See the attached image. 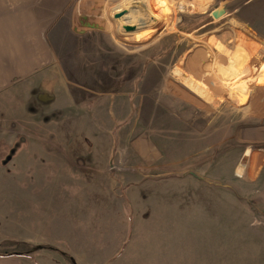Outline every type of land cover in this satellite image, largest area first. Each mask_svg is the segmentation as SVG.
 Here are the masks:
<instances>
[{
    "label": "rangeland",
    "instance_id": "obj_1",
    "mask_svg": "<svg viewBox=\"0 0 264 264\" xmlns=\"http://www.w3.org/2000/svg\"><path fill=\"white\" fill-rule=\"evenodd\" d=\"M245 1L0 0L41 31L68 90L86 100L56 111L54 96L32 80L0 90V239L27 235L30 254L50 264L72 263L35 246L75 264L108 259V220L122 216L114 199L93 196L109 209L91 222L90 183L79 178L95 173L85 131L111 123L100 96L124 93L117 264H264V87H251L264 79V48L246 50L247 71L231 84L216 70L225 57L211 50L215 41L232 49L235 29L264 42V2ZM221 5L226 12L214 19ZM121 17L133 19L122 26ZM189 81L207 82L211 99ZM96 105L101 119L84 122Z\"/></svg>",
    "mask_w": 264,
    "mask_h": 264
},
{
    "label": "crops",
    "instance_id": "obj_2",
    "mask_svg": "<svg viewBox=\"0 0 264 264\" xmlns=\"http://www.w3.org/2000/svg\"><path fill=\"white\" fill-rule=\"evenodd\" d=\"M252 2H264V0H247L244 4L250 6ZM17 15L15 7L10 8L6 2L5 4L0 2V90L13 92L19 82L24 81L27 83L32 80V83L30 82L31 86L36 89L41 88L44 91L42 93H51L54 96V101L50 104L53 107L52 109L56 111H69L78 107L81 109V106L78 105L82 102L85 103L86 100L80 103L75 102L74 96L68 90L66 78L59 68L58 59L54 57L52 51L50 52L48 41L44 40L40 30L31 32V23L27 22L26 17L22 16V19L19 20ZM232 23L234 26L238 25L236 21H232ZM251 26L252 32H255L256 29ZM27 29L29 31H26ZM244 32L247 31L243 29L234 30L235 45L232 49H228L220 41H215L214 48H211L212 52L217 51L225 57V64L218 66L216 70L230 84L241 75V70L244 71L242 74L247 71L249 58L252 56H248L246 50L249 49V51L254 52L257 47L259 49L264 48V42H255L248 35L246 36ZM243 38H249V40L243 41ZM258 38L264 39V36ZM254 44L256 46L253 48ZM242 55L246 57L241 59ZM190 60L188 64L191 63L190 65H192L195 63L196 58L193 57ZM259 64L264 66V63ZM213 65L209 63L208 67ZM189 85L199 95L201 94L202 98L208 101L211 99L206 91L207 82L189 81ZM253 86L264 87V79H255L251 87ZM249 92L252 93L249 96H253L252 90ZM99 105V107L105 106L107 110L105 114L111 117V123L108 124L107 120L102 123L99 122V127L89 128L85 131L90 141L88 145L90 158L87 159L86 164L93 166L92 170L95 173L92 172L89 175L90 179L82 177L79 178V181L90 183L88 188L92 197L89 199L91 200L89 206L90 213L94 216L91 222L100 223L105 218L107 209H109L107 206L103 208L98 205V201L95 198L93 199V196H106L112 201L114 199L117 204L116 214L119 213L122 217L120 220H117V217L116 219L111 217L108 220L110 229L114 233H112V243L110 244L111 253L108 259L102 262V264H117L124 258V130H121L124 128V93H114L111 96L103 94L99 98ZM97 109V105L92 107L90 113H87L88 115L82 116L83 121L91 123V121H96L97 118L101 119L96 116ZM261 110L264 111V101L261 103ZM96 124L98 125V123ZM96 124L94 123V125ZM106 200L103 203L106 204ZM85 211L81 210L79 212L85 214ZM100 215L103 216L99 217ZM2 240L29 243L27 235L24 238L5 236L4 239H0V242ZM72 255L75 261L79 262L77 255L74 253ZM0 264L50 263L42 262L37 256L30 254L27 256L0 257Z\"/></svg>",
    "mask_w": 264,
    "mask_h": 264
},
{
    "label": "trees",
    "instance_id": "obj_3",
    "mask_svg": "<svg viewBox=\"0 0 264 264\" xmlns=\"http://www.w3.org/2000/svg\"><path fill=\"white\" fill-rule=\"evenodd\" d=\"M73 95V93H72ZM74 96V100H76V103H77V98H75V95ZM42 249H47V250H50V251H54V252H58L59 254L61 255H64L66 256L69 261L72 263V264H75L73 259L64 254L63 252H61L60 250L54 248V247H51V246H41ZM32 247L28 244V243H25V242H15V241H3L0 243V257H6V256H27L30 254V251H31Z\"/></svg>",
    "mask_w": 264,
    "mask_h": 264
},
{
    "label": "water",
    "instance_id": "obj_4",
    "mask_svg": "<svg viewBox=\"0 0 264 264\" xmlns=\"http://www.w3.org/2000/svg\"><path fill=\"white\" fill-rule=\"evenodd\" d=\"M225 12L226 11H225L224 5H221L217 8H215L210 14L214 19H218L221 16H223L225 14ZM125 28H126V30L130 29V27H125ZM38 249H42V247L41 246H35L33 248V250H38Z\"/></svg>",
    "mask_w": 264,
    "mask_h": 264
},
{
    "label": "bare ground",
    "instance_id": "obj_5",
    "mask_svg": "<svg viewBox=\"0 0 264 264\" xmlns=\"http://www.w3.org/2000/svg\"><path fill=\"white\" fill-rule=\"evenodd\" d=\"M131 2H132V0H127V3H126V5H127V7L129 6V5H131ZM138 2V1H137ZM123 3V2H122ZM181 6H184V7H188V4H185V5H183V4H181ZM117 10H119V9H117ZM132 17V16H131ZM117 18V17H116ZM129 19H130V17H129ZM128 19V20H129ZM132 19L133 18H131V21H132ZM126 20V19H125ZM131 21H127V23H126V21H124V17H121L120 19H119V22H121V25L122 26H128L127 24H130L129 22H131ZM133 21H135V20H133ZM135 27V26H134ZM239 50V49H238ZM238 50H236V51H238ZM243 57H246V56H244V55H242L241 56V59L243 58ZM194 58H196V57H194ZM248 58V57H247ZM246 59V58H245ZM238 60H239V58H238ZM195 61H197V60H195ZM194 61V62H195ZM246 61H247V59H246ZM188 62V61H187ZM186 64H188V63H186Z\"/></svg>",
    "mask_w": 264,
    "mask_h": 264
}]
</instances>
